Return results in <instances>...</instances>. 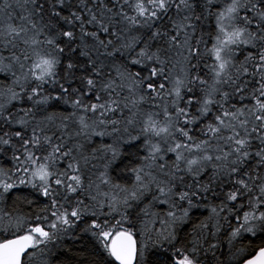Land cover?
<instances>
[{"label": "snow or ice", "instance_id": "obj_1", "mask_svg": "<svg viewBox=\"0 0 264 264\" xmlns=\"http://www.w3.org/2000/svg\"><path fill=\"white\" fill-rule=\"evenodd\" d=\"M0 264H264V0H0Z\"/></svg>", "mask_w": 264, "mask_h": 264}]
</instances>
